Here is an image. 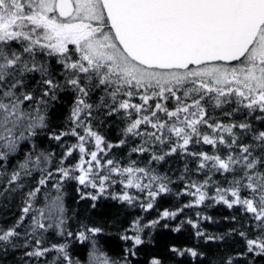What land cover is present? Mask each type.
<instances>
[{
    "label": "snow or ice",
    "instance_id": "obj_1",
    "mask_svg": "<svg viewBox=\"0 0 264 264\" xmlns=\"http://www.w3.org/2000/svg\"><path fill=\"white\" fill-rule=\"evenodd\" d=\"M185 225L217 253L172 258L264 264V0H0V264H140Z\"/></svg>",
    "mask_w": 264,
    "mask_h": 264
},
{
    "label": "trees",
    "instance_id": "obj_2",
    "mask_svg": "<svg viewBox=\"0 0 264 264\" xmlns=\"http://www.w3.org/2000/svg\"><path fill=\"white\" fill-rule=\"evenodd\" d=\"M62 113H58L57 118H60ZM107 137L112 140L113 142L116 141L118 135H119V129L115 126H111L105 129ZM118 154H126V150H123V152L119 149L115 150ZM171 166L173 169H179L183 167L182 161H180L179 158H175V160H170L168 164L164 165L165 168ZM182 187V186H177ZM76 193L70 188L68 192V196L66 198L67 204L77 209L78 212L82 213L81 218H83V215L86 214L83 212L85 208L88 207V202L82 201L79 204L75 203ZM187 197L181 198L180 203L187 202ZM115 202L106 201L98 207V209L93 213V215H96L97 213L102 214L105 217H110L116 208L114 207ZM177 206V201L175 197L169 196L163 198L159 204L158 209L162 210L165 207H175ZM196 211L198 209H186L184 215L180 216L177 220L171 221V226H175L180 222V220H184L186 218H192L196 219ZM206 214L213 216L217 219L218 223L216 224H210L207 222H204L202 225L204 228H207L209 232H222L225 231L228 227L227 223L223 221L224 216H228L232 214L231 210L226 209L223 206H216L214 208H208L204 210ZM140 210L137 209H127L126 212H124L121 216V219L126 224L127 220L131 218V216L139 215ZM157 215V211L153 210L150 215H147V219L155 218ZM112 235L109 236L106 240V250L109 252L110 255H119L120 248L122 245V242L118 239V236L116 235V229H110L109 230ZM194 230L189 225H185V227L180 232H173L170 229H164L159 228L155 232H153V236L155 237V240L153 243L147 245V247L142 249V252L140 256L138 257L140 264H143L146 257L152 255V254H158L160 255L164 260L165 264H198L197 261H193L190 257H175L172 258L170 256V253L168 252V248L172 245H176L178 247H193L198 246L201 251H204L207 253L208 257L211 258L217 253L218 245L216 244H205L203 241L197 240L194 237Z\"/></svg>",
    "mask_w": 264,
    "mask_h": 264
}]
</instances>
